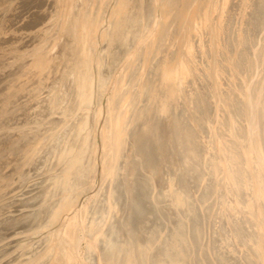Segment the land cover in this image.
I'll return each instance as SVG.
<instances>
[{
	"label": "rangeland",
	"instance_id": "rangeland-1",
	"mask_svg": "<svg viewBox=\"0 0 264 264\" xmlns=\"http://www.w3.org/2000/svg\"><path fill=\"white\" fill-rule=\"evenodd\" d=\"M205 1H198V8L204 10L206 7L205 20L203 21L202 16L199 18L200 26L195 30L193 38L187 41L185 45L187 49L183 52L181 61L184 76L189 80L192 79L189 94L188 91L186 93L187 100L193 110L200 105L201 110H195L197 116L195 112H191V118L195 116V120H184L185 125L183 120H180L183 130L180 133L177 131L175 138L169 142L166 126H163L161 120L163 114L157 118L148 114L153 106L149 108V100H147L152 90V81L160 73L155 50L160 47L159 44L169 43V40L165 38L166 32L163 31L165 29L162 30V34H156L151 54H149L151 43H149L145 53L135 60V56L141 52L142 45H145L140 43L144 40L143 33L146 34L148 26L153 24L152 27H154L157 23L151 0L143 1V10L141 9L138 15H132L134 13L130 3L127 7V10L130 8L129 21H126L124 33L122 32L118 39L114 37L110 40L111 42L105 40L108 39V35L102 40L100 38L99 48H97L96 37H92L90 42L84 38V30L87 28L85 24L79 27V23L70 20L72 12L65 14L66 9L72 8L75 4L79 6L80 0H0V55H9L0 62V132L7 129L11 131L4 139H0V221L3 220L6 226L10 227V229L0 230V264H26L33 257L38 262H43L62 237L60 234L57 236L55 234V231L58 234L63 228L55 227L62 217L61 212L72 206L75 201V207L82 206L93 196L90 214L93 216L94 226L100 225L106 219L109 207L111 204L113 207L116 202L121 206L128 203L124 205V210H127L126 206L131 211L128 209V213L134 212L132 214L135 221L131 218L134 222L132 227L131 225L129 227L127 223L126 228H123L124 225L118 222L120 229L115 230L113 227L112 244L110 243V249L119 250L118 254L123 257L122 261L124 260L126 264H145L144 256L147 250L159 252L157 243L166 231L167 225L174 220L179 224L174 230L175 234L178 233L174 235L176 237L174 239L178 238V240L170 242L169 247L172 251L166 256L159 253L162 259H168L169 262L157 260L156 264H223L228 262L230 257L224 256L222 250L230 253L231 262L228 264L256 263L254 259L258 252L253 251L250 256L252 249L248 244L250 235L243 231L241 220L237 215L238 213L244 215L248 207L244 206L237 211L234 206V183H232L233 179H230L234 176L231 173L240 168L242 162L238 151L245 150L247 146L246 120L241 116H237L241 120H235L237 110L231 108L229 102L233 106H235L233 100L239 102V96L235 94L233 88L237 86V92L241 94V80L243 82L251 80L253 62H255L259 74L255 72L253 80L247 82L245 88L249 96L251 84L259 76V82L255 86L257 98H253L255 90L249 96L253 98L249 116L259 114L256 119L261 142L264 144V72L259 70L261 66H264L263 58L259 56L261 54L259 46H264L261 40L264 32L259 34L264 28V0ZM76 14V18L81 16L79 9ZM209 28L213 30V34L209 32ZM239 28H243L239 34L241 38L237 36L239 50H235L233 54L235 60L231 58L233 60V66H231L227 62L233 52L231 38L235 40V32ZM10 29H16L13 36H10ZM231 30H233V36L229 38ZM106 31V27L101 30L105 36ZM207 34L213 36L211 40L213 50L209 46L211 42L207 40ZM257 34H259V46H255ZM140 37L138 45L137 41ZM13 41L16 44H10ZM225 42H229V46H225ZM249 44L251 48L255 46L253 54L249 50ZM133 46L139 50H135ZM81 50H83V56H81ZM95 50H97V56L94 55ZM93 56H95V62H93L95 84H93V72H91ZM243 56L247 60L249 56L251 60L257 56L259 58L253 62L251 60L247 62L243 60ZM211 58L215 60V68H219L221 72L225 70L229 74L231 68L235 70L237 66L241 68V74H237L239 70L237 72L231 70L233 74L231 82H235V86L229 82V78L225 80L227 76L225 72L217 74L213 70L217 78V90L221 92L219 96H223L229 108L227 112V108L225 110L219 108L221 104L217 102L219 120L213 116V110H215L213 94H211L213 86L209 80L211 74H207L209 70L207 60ZM223 62L229 64V70ZM121 64L123 68L119 70ZM116 72L117 78H113ZM243 72H245V78H243ZM225 82H229V86L233 88H229ZM137 84H139V94H137ZM105 88L107 90L111 88L107 98H105L107 94ZM125 94L127 98L123 102ZM87 96L89 98L95 96L93 106ZM101 96L105 98V106ZM180 97L179 111L181 112L183 98L180 99ZM194 100H197V106ZM99 102H101V108H99ZM107 102L111 104L109 107L117 106V109L123 102L117 116V118L121 116L119 132L114 138L111 137L112 143L117 142L118 147L121 146V148L118 150L119 158L111 162V168L108 165L103 170L102 162L109 156L105 146L111 144V142H105V136H109L105 132H110L107 128ZM205 104L209 106V110H205ZM82 105L84 107L81 108ZM89 106L93 108L85 110L90 109ZM134 112L135 114L131 116ZM225 112L227 116L231 114L233 120L231 118L225 120L227 118ZM69 114L71 118H65ZM99 116H101V122H99ZM145 116H152V119H155L145 121L147 120ZM110 117L109 114V120ZM97 122L101 124V128L95 136ZM113 123L114 120H111V124ZM140 127L146 128L148 132L145 150L138 147ZM194 129L196 130L191 134L190 131ZM94 136L97 138V154L93 150ZM197 137L200 140H197ZM100 140L105 150H102ZM178 142H181L179 149ZM214 143L219 146L218 150L214 148ZM15 146L18 148L12 149ZM99 152H101L100 156ZM145 153H149V157L146 158ZM148 158L151 159V164ZM73 161L76 164L70 166ZM95 162H97L96 168ZM121 162H123L125 184L119 178ZM95 169L97 174L94 172ZM241 177H247L245 171ZM109 178L111 182H107ZM148 178L152 181L151 186L148 183L147 186L145 184ZM140 180L143 181V185L137 186ZM146 187L150 192L145 200L141 201ZM133 197H137L140 203L133 204ZM149 209L153 212V221L157 224L159 222V228L152 222L151 224L142 223L147 219L143 218V221L139 215L143 212L146 216L144 211ZM125 211L122 214L126 216L127 211ZM130 215L128 217H132ZM126 219L130 221V218ZM142 224L146 232H141L139 239L138 227L141 228ZM42 230H45L44 233L49 232L51 236L53 233L55 239L50 236L41 244L35 243L37 247L34 250H29L26 241L30 240L33 243L35 240H32V234ZM171 231L167 229V233L171 234ZM133 235L136 237V246L132 242ZM50 238L53 240L50 241ZM83 240L81 239L78 243L81 256L86 248ZM208 245L213 246L212 249H207ZM204 254H206L205 261L202 258ZM36 260L31 264H38ZM55 261L54 264H57L58 259Z\"/></svg>",
	"mask_w": 264,
	"mask_h": 264
},
{
	"label": "bare ground",
	"instance_id": "bare-ground-1",
	"mask_svg": "<svg viewBox=\"0 0 264 264\" xmlns=\"http://www.w3.org/2000/svg\"><path fill=\"white\" fill-rule=\"evenodd\" d=\"M80 1L81 2L79 6L75 4L76 6L74 5L72 8L66 9L65 14H67L68 12H72L71 13L72 18L70 20L79 23V27L85 24V27L87 28L84 30L85 32L84 38L87 39L88 42H90L92 37H96L95 39L97 42V48H99L100 38H101L100 40H102L103 38H106L108 35L109 36L108 39L105 40L110 41L114 39V37H117L116 39H118L120 34H122V32L124 33L126 27V21H129L128 11L130 10V8L129 10H127L128 9L127 7L129 6L130 3H132V6H130L131 8H133L131 9L132 13H134L132 15H138L139 12H141L140 10L142 9V5H144L143 2L144 0H80ZM151 1H152L151 6L156 13L155 18L157 23L155 22L156 25L154 27H152L153 24L148 26L146 30L147 31L146 34L143 33V35H145L144 40H142L140 43H143L145 45H142L141 52L139 51L140 53L135 56V60H137L138 56L141 57V54L145 53L146 51L145 49L149 43H151V46H149V54H151V48H153V42H155L156 34L158 33L162 34L163 31L166 32L165 38L169 40V43L159 44L160 47H158V49L155 50L156 58L159 63L160 73L152 81L153 82L152 90L150 91L149 98H147V100H149L148 103L150 106L149 108L153 106V108H151V112H149L148 114L152 115L155 118L163 114L161 120L163 126H166L165 129H166V133L168 134V141L170 142L171 139L173 140V138H175L174 135L176 134L177 131H179L178 133H180L183 130L181 129L182 124L180 120H183L184 122L183 124L185 125L184 120H195V116H197V112H195V110H199V109L201 110V105L200 107L197 106V100H194L195 106H197L195 110L191 108V104H189V100H187L186 93L188 91L189 94V85L192 79L189 80L188 77L186 78V76H184L183 64L181 63V61L183 60V52L187 49V47L185 46L187 41L190 38H193V36L196 33L195 30H197L200 26L199 18L202 16L203 21L205 20L204 13L206 12V7L204 10L198 8L199 0H151ZM205 2L207 5L208 4L207 1ZM228 6L231 8L229 3ZM78 9L81 13V16H79V18H76L77 16L75 17V14L78 11ZM103 27H106L107 29L105 33L106 36L101 32ZM37 28H41V26H37ZM37 28H35V30H37ZM241 30H243V28H239V30L235 32V40L231 38V36H233V30H231V34H229V38H231V46H233V52H231V56H229V60H227V62H229L231 66H233V60H235V58H233V54H235V50H239V40H237V36L241 34ZM257 30H259V28H257ZM15 31L16 29L14 30L10 29V36H13L15 34ZM209 32L213 34V30H211V28H209ZM263 32H264V28L263 30H261V32H259V34H263ZM211 34H207V40H209V42L213 40V36H211ZM259 34H257V44H255V46H259ZM79 36H81V34H79ZM243 36H247V34H243ZM239 38H241V36H239ZM140 40L141 37L137 41V43ZM261 40H263V44H264V34ZM163 42H165V40H163ZM247 42H249V40H247ZM10 44H16V43H14L13 41L10 42ZM135 46H133V48H135ZM209 46H211V50H213V42H211ZM225 46H229V42H225ZM235 46H237V48H235ZM255 46H253V48H255ZM93 48H95V46H93ZM253 48H251V44H249V50H251V54H253ZM135 50H139V48H135ZM221 50H223V46H221ZM95 52L96 54L94 55L97 56V50H95ZM227 52H229V50H227ZM259 52H261L259 56L263 58V64H264V56H263L264 46H259ZM87 54H89V50H87ZM149 54H147V56H149ZM8 56H9L8 54H1L0 57H2V60H0V62L6 59ZM81 56H83V50H81ZM95 56H93V60H91L92 61L91 72H93V62H95ZM125 56H127V54H125ZM147 56H145V60H147ZM211 56H213V54H211ZM259 56H257V58H259ZM231 58H233V60H231ZM257 58H253V60H257ZM243 60H247V58L243 56ZM249 60H251V56H249ZM249 60H247V62H249ZM253 60H251V62H253ZM121 62H123V60H121ZM121 62H119V64ZM209 62H211L213 66H211ZM227 62H223V64H225V66H227V70H229V64H227ZM123 64H125V62H123ZM123 64H121L119 70L123 68ZM143 64H145V62H143ZM219 64H221V62H219ZM259 64H261V60H259ZM131 66H133V64H131ZM201 66H203V64H201ZM207 66H209V70H207V74H211V78H209V80H211V86H213V90H211V94H213V108H215V110H213V116L217 118V102L221 104L219 108H223V110L227 108V104H225V100H223V96H219L221 92L217 90V78H215V72H217V74H223L225 70L221 72L219 68H215V60H213V58H211V60H207ZM119 70H117V72H119ZM213 70H215V72H213ZM231 70H233V72H237V70H239L237 74H241V68H239V66H237V70H235V68H231ZM231 70H229V74H231ZM259 70H263L264 72V66H261ZM117 72L115 73V76H113L112 74L111 76H113V78H117ZM255 72H257V66H255V62H253V74H251V80H253V76H255ZM141 74H143V70H141ZM189 74H191V70H189ZM225 74H227V72H225ZM229 74L225 76V80L229 78V82H231V78H233V74H231V76H229ZM237 74H235V78H237ZM257 74H259V72H257ZM243 78H245V72H243ZM109 80H111V78H109ZM239 80H241V76H239ZM239 80H237V82H239ZM251 80H245V82L241 80V94H243V90H245V94H243V96H241V94L237 92V86H235V82H231V84H233L235 88H233V86H229V82H225V84H227L229 88H233V90H235V94L239 96V102H241V106H239V102H237V100H233V102H235V106H233L231 102H229V106L237 110V114H235V120H241V118H245L246 120L245 133L247 135L246 149L238 151L242 158L240 168L234 170L231 173L234 176L230 177V179H233L232 183H234L233 184L235 188L234 206L236 207L237 211L238 209L244 208V206L248 207L244 215L241 213H238L237 215L241 220L240 223L243 228V231L250 235L249 236L250 242L248 243L252 248L250 256H252L253 251L258 252L257 257L254 259L256 262L255 264H264V154H263L264 144L261 142L262 138L261 135L259 134L260 131L256 119V116H259V114H255L254 116L252 115L249 116V110H251V100H253V98H257V88H255V86H257V82H259V76H257V80H255V82L251 84V92H249V96H251V94H253V90H255V96H253V98H249V96H247V88H245V86H247V82H251ZM93 84H95V72H93ZM107 86H109V84H107ZM227 86H225V90H227ZM105 90H107V88H105ZM105 90H103V94H105ZM109 90H111V88H109ZM109 90H107V94H105V98L109 96ZM127 92H129V90H127ZM93 94H95V90H93ZM137 94H139V84H137ZM201 94H203V92H201ZM89 96H91V94H89ZM89 96H87V98H89ZM179 96H181L180 99L183 98V100H181V102H183V108H181V112L179 111V106H181V104H179ZM193 96H195V94H193ZM229 96H231V94H229ZM93 98H95V96H93ZM93 98H89V100H91V105L93 104ZM105 98L101 96V100H103V106H105ZM111 98H113V96H111ZM125 98H127V94L123 96V102H125ZM217 98H219V100H217ZM229 100H231V98H229ZM123 102H121V106H123ZM137 104H139V102H137ZM223 104H225V106H223ZM261 104H263V102H261ZM109 106H111V104L107 102V128H109L110 132H105V134H109V136H105V142H111V144H107V146H105V148H107L106 149L107 152H109V156H107V158L102 162L103 170H105V168L108 165L109 168H111V162L113 163L115 160H117V158H119L118 150L119 148H121V146L118 147L117 142L112 143L111 141V137L114 138V136H117V132H119L120 129L121 124L119 123V120H121V116H119V118H117V116L119 114V110H121V106H119V109H117V106H115L116 109L111 108ZM187 106H189V108H187ZM82 107L84 106L82 105L81 108ZM89 107L90 109H85V110H91V108H93L91 106ZM126 107L127 106H125V108ZM99 108H101V102H99ZM133 110H135V108H133ZM205 110H209V106H207V104H205ZM223 110H221V112H223ZM243 110H245V112H243ZM191 112H195V116H193V118H191ZM227 112H229V108H227ZM227 112H225V116H227ZM73 114H75V112H73ZM109 114L111 115L110 120H109ZM133 114H135V112L131 113V116H133ZM152 116H145V119H147L145 121H152V120L154 121L155 118L152 119ZM213 116H211V118H213ZM221 116H223V114H221ZM225 116H223V118H225ZM237 116H241V118H237ZM65 118H71V114H69V116H65ZM215 118H213V120H215ZM229 118L233 120V116H231V114H229V116H227L225 120H229ZM111 120L112 121L114 120L113 124H111ZM129 120H131V118H129ZM217 120H219V118H217ZM201 121L202 119L200 120V122ZM99 122H101V116H99ZM99 122H97V126H95V136H97V132H99V128H101V124H99ZM121 130H123V128H121ZM195 130L196 129L190 131V133L193 134ZM10 132H11L10 129L4 130L3 132L1 131L0 139H4L8 134H10ZM147 133L148 132L146 128L144 129V127H140L138 133L140 135V139L139 140L137 139L138 141L137 140L136 141L138 142V147L142 148V150L146 149ZM96 139L97 138H95V148H93V150H95V154H97ZM197 140H200V138L197 137ZM121 142H123V140H121ZM99 144H101V140ZM182 144L185 146L183 140H182ZM179 145H181V142L177 143L178 149H179ZM184 146L183 149L185 148ZM101 147L102 150H105V148H103V144H101ZM13 148L17 149L18 147L15 146L12 147V149ZM214 148L218 150L219 146L215 144ZM111 151H112V157H111ZM100 154L101 152H99V156ZM103 156H104V151H103ZM144 156L146 158L149 157V153H145ZM73 160L77 161V159H73ZM147 160L150 164L152 163L150 158H148ZM97 162H95V168L97 166L96 165ZM75 164L76 162L73 161L70 163V166L72 165L74 166ZM99 170L101 172V166ZM244 171L247 174L246 178L241 177V174L243 175ZM94 172L97 174L96 169L94 170ZM109 176H111V172H109ZM105 178H107V176H105ZM119 178H121V182L124 183L123 162H121V172H119ZM141 180L137 182V186H139L140 184L143 185L142 183L143 181ZM101 182H103V178H101ZM107 182H111V178H109ZM147 183L150 186L152 185V181L149 178L145 182L146 186ZM149 192L150 190L146 187V190H144V192L142 193L141 201L145 200ZM125 198L127 199V197ZM89 199L90 200L88 201V203L83 204L82 206L78 205L75 207L76 205V201H75L72 204V206L69 205L70 206L69 208H67L68 206H66L67 209L66 208H65L66 210L63 209L64 212L62 211L63 213L61 212L60 214V216L62 217L58 221L59 223L55 225V227L57 228L58 227L61 228V226L63 228L57 234V232L54 230L55 227L53 226L54 227L53 231H55L56 236L59 234L60 236H62L60 241L57 242V246L50 250L48 256L45 258L43 262L42 261L38 262L35 259V257H33L26 264H31L35 260L36 263L38 264L39 263L54 264L56 262L55 261L56 259H58L57 264H126L124 260L122 261L123 257L118 254L119 250L110 249L112 244L111 237L113 235L112 234L113 227L115 230L120 229L118 228V222L119 223L121 222L124 225L123 228H126L127 223L129 224V227L130 225L132 227L133 225L132 222L134 220L132 213L134 212L130 213L131 212L130 209L126 208V206L125 209L127 210L129 209L128 211L130 212L128 213L127 210H126L127 212L124 210L123 208L124 205L128 203H125L124 205L121 206L118 204V202H116V204H114L113 207L111 204V206L109 207L108 214L107 216H105L106 219L104 218L105 220L100 225L98 226L95 225L97 226L96 228L93 224V216L90 214V209L92 208L91 204H92V200L94 201V196ZM135 203L136 205L137 203L138 204L140 203L137 197L135 198L133 197V204ZM123 211L127 213L126 216L122 214L124 213ZM144 212H146V216H144L143 212H141V214L139 215L141 216L142 219L143 218L147 219L145 221L143 219L144 222L142 223L151 224L152 222V224L154 225L156 224L155 226L159 228L160 227L159 222L157 224L156 221H153L154 220L153 212H151L150 209ZM129 214H131L130 216L132 217H128ZM122 216L123 217L125 216L126 218H130V221L131 218L133 220L130 222L125 217L120 218ZM125 219L128 222H126ZM1 221H0V230L10 229L9 226H6V223L3 220ZM178 226L179 224L175 220L169 223V225H167L166 231L163 232L160 241L157 243V247L160 248V251L154 252V250L152 249L147 250L146 256H144L146 257L145 264H156L157 260H161V262L164 261L167 263L168 259H162L160 257V254L166 256L167 253H170L172 251L169 247V244L171 241L178 240V238L176 240L174 239L176 238L174 235L178 234V233L175 234L174 230H176ZM94 227L95 230L93 229ZM138 229L140 231V233L138 234L140 239L141 232H146L145 231L146 229L144 228L143 224L141 225V228L138 227ZM167 229L172 230L171 234H169V232L167 233ZM44 231L45 230H42L40 232L38 231L32 234L31 238L32 240H35L33 243H31L30 240L26 241V243H28L27 245H29L28 246L29 250H34L37 247L35 243L41 244L51 236V234L50 235L48 234L49 232L44 233ZM135 232H137L136 229ZM135 235L132 236V242L136 246L137 241ZM53 237L52 238L55 239V235ZM53 239L50 238V241ZM81 239H84L83 241H85L86 244L85 252L82 256L79 254V250H78L79 249L78 243L80 242ZM165 240L167 241L165 242ZM167 242L168 244H165ZM18 246L19 245H17V247ZM212 247L208 245L207 249H212ZM25 249L27 250V248ZM222 254L224 256L230 257V259H228V262H225L223 264L230 263L231 262L230 253L224 252L222 250ZM1 255L4 256V254L2 253ZM202 258L203 261H205L204 258H206V254L202 255ZM250 263L251 262H247V264Z\"/></svg>",
	"mask_w": 264,
	"mask_h": 264
}]
</instances>
